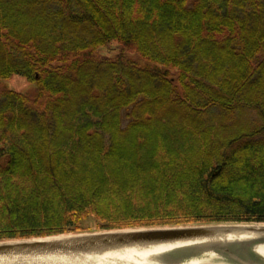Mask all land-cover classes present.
<instances>
[{"label": "trees", "instance_id": "16d2710c", "mask_svg": "<svg viewBox=\"0 0 264 264\" xmlns=\"http://www.w3.org/2000/svg\"><path fill=\"white\" fill-rule=\"evenodd\" d=\"M90 221L264 223V0H0V241Z\"/></svg>", "mask_w": 264, "mask_h": 264}, {"label": "water", "instance_id": "95a60500", "mask_svg": "<svg viewBox=\"0 0 264 264\" xmlns=\"http://www.w3.org/2000/svg\"><path fill=\"white\" fill-rule=\"evenodd\" d=\"M232 231L249 238H225ZM263 243L264 223L103 230L0 241V264H106L96 256L168 245L174 247L155 258L160 264H187L210 253L216 255L214 260H223L217 264H264V258L255 251Z\"/></svg>", "mask_w": 264, "mask_h": 264}, {"label": "bare ground", "instance_id": "6f19581e", "mask_svg": "<svg viewBox=\"0 0 264 264\" xmlns=\"http://www.w3.org/2000/svg\"><path fill=\"white\" fill-rule=\"evenodd\" d=\"M227 239H236V238H249L248 235L232 231L231 234L226 235ZM174 246H157L150 247L145 249H122L115 252H109L101 256H96L101 260H104L106 264H160L155 260V258ZM256 253L264 258V243L257 245L255 247ZM216 255L213 253L208 254L204 258L194 259L188 262L187 264H217L213 260Z\"/></svg>", "mask_w": 264, "mask_h": 264}, {"label": "rangeland", "instance_id": "374dc122", "mask_svg": "<svg viewBox=\"0 0 264 264\" xmlns=\"http://www.w3.org/2000/svg\"><path fill=\"white\" fill-rule=\"evenodd\" d=\"M8 84H10V86H12L13 88H15L18 91H24L25 89H27L30 85V83L22 77L19 76H13L12 78L7 80ZM216 224H231V223H211V224H190L187 226H199V225H216ZM179 226H186V225H179ZM85 229L83 231L80 232H75V233H70V234H63V235H75V234H83V233H91V232H100L103 230H99L97 224L95 222H87L84 225ZM145 228H151V227H145ZM127 229H135V228H127ZM59 236V235H57ZM51 237V236H49ZM45 238V237H43ZM13 240H20V239H13ZM7 241V240H6ZM215 263H222L223 260L220 258H216V260H213ZM221 261V262H220Z\"/></svg>", "mask_w": 264, "mask_h": 264}]
</instances>
